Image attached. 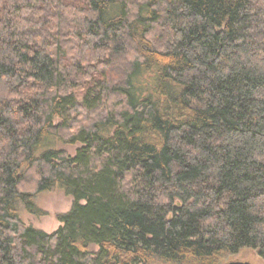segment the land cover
<instances>
[{
	"label": "trees",
	"instance_id": "16d2710c",
	"mask_svg": "<svg viewBox=\"0 0 264 264\" xmlns=\"http://www.w3.org/2000/svg\"><path fill=\"white\" fill-rule=\"evenodd\" d=\"M56 190L61 227H24ZM243 250L264 261V0H0V264Z\"/></svg>",
	"mask_w": 264,
	"mask_h": 264
},
{
	"label": "rangeland",
	"instance_id": "374dc122",
	"mask_svg": "<svg viewBox=\"0 0 264 264\" xmlns=\"http://www.w3.org/2000/svg\"><path fill=\"white\" fill-rule=\"evenodd\" d=\"M80 148L76 146H59L70 157L75 155L76 150ZM35 203L37 207L44 213L43 216L35 217L21 211L20 218L24 227H32L34 229L43 231L47 234H52L61 224L57 221L58 216L64 215L69 212L72 199L66 197L61 191L45 192L36 195ZM229 262H248L250 264H264L255 251L243 250L237 255L229 256L223 260L221 264Z\"/></svg>",
	"mask_w": 264,
	"mask_h": 264
},
{
	"label": "water",
	"instance_id": "95a60500",
	"mask_svg": "<svg viewBox=\"0 0 264 264\" xmlns=\"http://www.w3.org/2000/svg\"><path fill=\"white\" fill-rule=\"evenodd\" d=\"M226 264H250V263H248V262H229Z\"/></svg>",
	"mask_w": 264,
	"mask_h": 264
}]
</instances>
